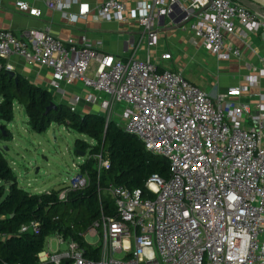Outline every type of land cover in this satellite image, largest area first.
Listing matches in <instances>:
<instances>
[{"label":"built area","instance_id":"built-area-1","mask_svg":"<svg viewBox=\"0 0 264 264\" xmlns=\"http://www.w3.org/2000/svg\"><path fill=\"white\" fill-rule=\"evenodd\" d=\"M207 1L134 0L129 14L140 24L141 33L123 58L96 50L83 34L75 42L59 39L47 27L28 29L22 35L0 29L1 58L15 54L27 64L49 67L54 75L49 84L61 93L60 82H80L89 91L69 96L70 109H76L80 98L96 103L105 121L117 115L121 127L146 150L167 160V177L151 174L146 179L149 195L111 183L97 187L98 199L106 192L116 210L115 217L100 212L82 233L100 238L88 241L99 247L97 257L84 255L76 240L54 232L55 246L50 239L44 240L36 253L38 261L264 264V105L256 104L251 113L245 103L230 99L246 84L228 86L212 97L179 71L160 67L150 53L166 20L189 30L190 41H198L216 58L239 53L237 47L223 42L224 34L256 33L264 41V17L251 5L241 0H210L205 5ZM77 2L43 0V5L76 20L87 14L84 3L75 12L68 10ZM13 5L33 15L40 13V8L25 0H14ZM126 10L123 0H102L93 19L124 20ZM141 42L145 51L138 57L134 51ZM169 55L165 50L159 53L160 58ZM260 61L255 72L245 74L248 84L264 75V53ZM91 157L96 170L107 165L100 153ZM86 183V172L78 168L57 196L63 198L68 190ZM38 228L39 222L30 220L18 231ZM61 242L64 247L57 245Z\"/></svg>","mask_w":264,"mask_h":264},{"label":"trees","instance_id":"trees-1","mask_svg":"<svg viewBox=\"0 0 264 264\" xmlns=\"http://www.w3.org/2000/svg\"><path fill=\"white\" fill-rule=\"evenodd\" d=\"M13 100L23 105L32 129L42 131L50 122H56L86 134L92 142L74 139L75 148L87 150L86 158L79 163L80 171L87 174V183L82 188L68 190L63 198H58L57 193L64 186L38 192L19 186L0 146V180L6 184L5 192L0 184V264H52L40 262L36 256L44 245L45 235L52 232L76 240L84 255L97 257L99 247L91 245L82 233L100 212L116 216L111 197L103 192L98 199L97 187L111 183L138 188L142 194L149 195L151 192L144 183L151 174L167 177L166 158L146 150L135 135L113 118L105 121L102 111H79L54 101L55 106L44 112L52 100L50 91L22 74L15 73L14 78L4 72L0 57V140L11 138L6 123L12 117ZM96 153L107 159V165L99 170L91 157ZM30 220L39 222L36 232L18 231L22 223Z\"/></svg>","mask_w":264,"mask_h":264},{"label":"crops","instance_id":"crops-1","mask_svg":"<svg viewBox=\"0 0 264 264\" xmlns=\"http://www.w3.org/2000/svg\"><path fill=\"white\" fill-rule=\"evenodd\" d=\"M14 0H0V29H7L14 34L22 35L28 29H42L47 27L49 32L59 39L66 41L71 38L78 42L81 34L86 43L96 50L109 52L114 56L123 58L131 50V44L135 43L141 33V26L129 12L134 0H123L127 7L128 17L124 20H95L94 9L102 0H77L68 8L75 12L79 3L87 7V14L76 20H68L57 9H48L43 5V0H25L29 5L40 8L38 15L18 10L13 5ZM168 20L160 28L158 43L150 53L160 67H167L179 71L186 79L195 83L210 96H215L228 86L246 84V89L230 99L243 102L249 112L255 113L256 104L264 105V75H257L255 84H248L244 80L245 74L255 72L261 66L260 57L264 53V41L256 33H248L246 37H240L234 33L224 34L223 42L237 47V55H229L226 58H216L214 54L198 44L191 42L190 31L173 26ZM170 53L168 58H160L162 51ZM143 43L138 44L134 54L138 57L144 55ZM3 64L11 68L14 73L25 76L31 82L47 88L52 100L67 104L69 96L84 95L89 90L80 82H60L63 89H53L49 82L54 78L51 69L40 63L27 64L19 56L12 54L3 59ZM79 111H101L96 103H88L83 99L76 104ZM8 128V127H7ZM264 131V122L262 124ZM51 240V239H50ZM59 247L60 245L57 244ZM52 246H55L53 243Z\"/></svg>","mask_w":264,"mask_h":264},{"label":"rangeland","instance_id":"rangeland-1","mask_svg":"<svg viewBox=\"0 0 264 264\" xmlns=\"http://www.w3.org/2000/svg\"><path fill=\"white\" fill-rule=\"evenodd\" d=\"M242 1L249 4L247 0ZM112 116L121 126L117 115ZM6 126L11 132V138L0 140L3 155L15 175L17 184L29 192L65 186L69 176L77 171L79 163L87 156V150L82 155L75 152L74 139L92 142L86 134L56 122H50L42 131L32 129L23 105L15 100L12 101V117ZM1 183L5 192L6 184L0 180ZM53 237L54 232L45 235L44 239H51L53 245ZM84 238L89 242L100 241L99 237L87 233ZM59 245L64 247L65 244L61 242Z\"/></svg>","mask_w":264,"mask_h":264},{"label":"water","instance_id":"water-1","mask_svg":"<svg viewBox=\"0 0 264 264\" xmlns=\"http://www.w3.org/2000/svg\"><path fill=\"white\" fill-rule=\"evenodd\" d=\"M209 1L210 0H208L205 5H207L209 3ZM248 2L258 14H260L261 16L264 17V0H248ZM173 26L178 27L179 24H175ZM4 72L8 73L10 76H14V78H15V73L11 68H9V67L4 68ZM54 106H55V102L53 100L49 101V103L44 108V112L50 108H53ZM75 152H77L78 154H81V155L83 154V150H80L78 148L75 149ZM62 264H64V263H62Z\"/></svg>","mask_w":264,"mask_h":264}]
</instances>
